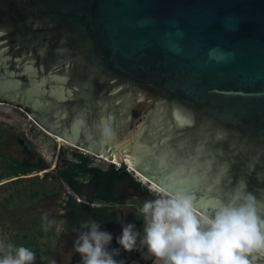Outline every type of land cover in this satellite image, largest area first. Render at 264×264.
<instances>
[{
	"label": "water",
	"instance_id": "obj_1",
	"mask_svg": "<svg viewBox=\"0 0 264 264\" xmlns=\"http://www.w3.org/2000/svg\"><path fill=\"white\" fill-rule=\"evenodd\" d=\"M0 103L159 188L242 187L264 214V0H0Z\"/></svg>",
	"mask_w": 264,
	"mask_h": 264
},
{
	"label": "clouds",
	"instance_id": "obj_2",
	"mask_svg": "<svg viewBox=\"0 0 264 264\" xmlns=\"http://www.w3.org/2000/svg\"><path fill=\"white\" fill-rule=\"evenodd\" d=\"M103 135L111 138L112 132L105 127ZM169 183L136 209L142 232L134 223L120 221L119 248L110 249L113 235L101 230L96 220L89 218L73 229L77 236L72 248L80 255L79 264H125L116 258L121 250L139 252L152 264H257L264 259V214L251 193L238 187L226 201L213 197L197 203L183 187ZM65 224L50 219L47 211L41 216L45 233L61 234ZM6 240L0 239V264H35L30 248Z\"/></svg>",
	"mask_w": 264,
	"mask_h": 264
},
{
	"label": "rangeland",
	"instance_id": "obj_3",
	"mask_svg": "<svg viewBox=\"0 0 264 264\" xmlns=\"http://www.w3.org/2000/svg\"><path fill=\"white\" fill-rule=\"evenodd\" d=\"M0 149L4 154H0V239L6 237L7 243L30 248L36 254L35 264H51L52 260L56 264H79L80 255L72 248L76 237L66 240L54 230L45 233L41 216L47 211L50 219L64 220L63 206L69 200L84 202L61 180L60 173L75 161V154H91L86 149L57 141L42 131L24 110L6 103H0ZM91 156V166L106 170L111 165L98 156ZM36 165L44 170L36 169ZM130 173L135 181L139 180ZM141 185L154 197L160 195L148 184L141 182ZM124 200L123 204L106 205L118 217L114 227L101 226V230L113 235L110 249L121 233L120 221L129 223L142 204L133 196ZM103 205L96 202L95 207ZM142 229L143 222L141 232ZM121 254L125 264H152L150 260H143L139 252L121 250ZM257 264H264V259Z\"/></svg>",
	"mask_w": 264,
	"mask_h": 264
},
{
	"label": "trees",
	"instance_id": "obj_4",
	"mask_svg": "<svg viewBox=\"0 0 264 264\" xmlns=\"http://www.w3.org/2000/svg\"><path fill=\"white\" fill-rule=\"evenodd\" d=\"M0 154L4 156L1 149ZM74 156L75 161L67 169L61 171L60 178L76 196L83 198L84 202L77 203L76 200L71 199L63 206L62 216L66 224L62 235L66 240L68 238L73 240L77 236V232L73 229H78L80 223L89 218L96 220L101 226L114 227L118 217L106 205L123 204L125 202L124 188L135 181L125 166L118 167L111 163L106 170H103L91 166V155L75 154ZM36 169L44 170L40 165H36ZM96 202L105 205L95 207ZM129 223H134L137 231L141 230L142 220L135 215V212L133 218L129 219ZM113 248H119L116 240L111 246V249ZM116 258L121 260L122 254Z\"/></svg>",
	"mask_w": 264,
	"mask_h": 264
},
{
	"label": "bare ground",
	"instance_id": "obj_5",
	"mask_svg": "<svg viewBox=\"0 0 264 264\" xmlns=\"http://www.w3.org/2000/svg\"><path fill=\"white\" fill-rule=\"evenodd\" d=\"M38 126H39V125H38ZM41 129H42V128H41ZM42 131H44V132H45L46 134H48L49 136L55 138L57 141L62 142V143H64V144L68 145L67 143H65V142H63V141L57 139L56 137L50 135V134L47 133L45 130L42 129ZM98 157H100V156H98ZM100 158L103 159V160H105L106 162H110V163H112V164H114V165H116V166H118V167H120V166L122 165L121 163H120V164H118V163H114V162L109 161V160H107V159H105V158H103V157H100ZM128 170L131 171L132 173H134L135 176H136L137 178H139L140 181H141L142 183H144V184H148V185L150 186V189H151L152 191L157 192V193H160V192H159V189H161V188H159L158 186H156L155 184H153L152 182H150L148 179H146L145 177H143L141 174L137 173V172H136L133 168H131L130 166L128 167Z\"/></svg>",
	"mask_w": 264,
	"mask_h": 264
},
{
	"label": "snow or ice",
	"instance_id": "obj_6",
	"mask_svg": "<svg viewBox=\"0 0 264 264\" xmlns=\"http://www.w3.org/2000/svg\"><path fill=\"white\" fill-rule=\"evenodd\" d=\"M178 127L183 129L184 127L186 126H189L192 124V121L191 120H188V119H178ZM222 146L221 145H210L208 150L212 151L214 154L216 153V151L218 149H220Z\"/></svg>",
	"mask_w": 264,
	"mask_h": 264
},
{
	"label": "flooded vegetation",
	"instance_id": "obj_7",
	"mask_svg": "<svg viewBox=\"0 0 264 264\" xmlns=\"http://www.w3.org/2000/svg\"><path fill=\"white\" fill-rule=\"evenodd\" d=\"M138 186V189L141 190V191H146L147 192V189L144 188L142 185H141V181L140 179L138 181H134L132 184L128 185L127 187L124 188V197H127L131 188L133 187H137Z\"/></svg>",
	"mask_w": 264,
	"mask_h": 264
}]
</instances>
